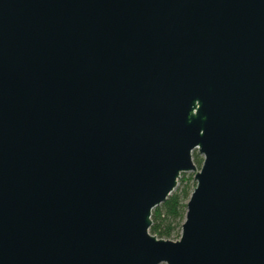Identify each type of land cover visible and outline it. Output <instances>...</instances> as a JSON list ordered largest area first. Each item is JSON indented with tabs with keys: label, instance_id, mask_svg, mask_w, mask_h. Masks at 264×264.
Instances as JSON below:
<instances>
[{
	"label": "water",
	"instance_id": "obj_1",
	"mask_svg": "<svg viewBox=\"0 0 264 264\" xmlns=\"http://www.w3.org/2000/svg\"><path fill=\"white\" fill-rule=\"evenodd\" d=\"M0 264H264V0H0Z\"/></svg>",
	"mask_w": 264,
	"mask_h": 264
},
{
	"label": "trees",
	"instance_id": "obj_2",
	"mask_svg": "<svg viewBox=\"0 0 264 264\" xmlns=\"http://www.w3.org/2000/svg\"><path fill=\"white\" fill-rule=\"evenodd\" d=\"M192 163L195 167L201 164V158L195 151L191 153ZM178 185L158 206L150 212V226L148 233L157 239L177 240L180 225L185 213V202L194 187L191 178H183L180 174Z\"/></svg>",
	"mask_w": 264,
	"mask_h": 264
},
{
	"label": "rangeland",
	"instance_id": "obj_3",
	"mask_svg": "<svg viewBox=\"0 0 264 264\" xmlns=\"http://www.w3.org/2000/svg\"><path fill=\"white\" fill-rule=\"evenodd\" d=\"M199 167H196V169H198ZM192 176H193V173H191V172H187V173H183V178H191L192 179ZM179 178H180V176H179ZM179 178L177 179V182H178V180H179ZM176 182V186L178 185V183ZM175 186V187H176ZM171 241H173V240H171ZM175 241V240H174Z\"/></svg>",
	"mask_w": 264,
	"mask_h": 264
}]
</instances>
